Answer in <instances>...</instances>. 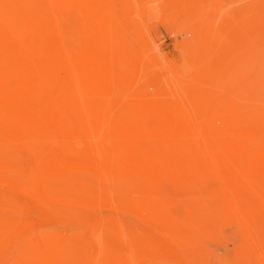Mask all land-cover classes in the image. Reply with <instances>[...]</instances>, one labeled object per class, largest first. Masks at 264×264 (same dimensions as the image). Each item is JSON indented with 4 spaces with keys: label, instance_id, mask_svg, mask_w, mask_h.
I'll return each mask as SVG.
<instances>
[{
    "label": "rangeland",
    "instance_id": "rangeland-1",
    "mask_svg": "<svg viewBox=\"0 0 264 264\" xmlns=\"http://www.w3.org/2000/svg\"><path fill=\"white\" fill-rule=\"evenodd\" d=\"M0 264H264V0H0Z\"/></svg>",
    "mask_w": 264,
    "mask_h": 264
},
{
    "label": "bare ground",
    "instance_id": "bare-ground-1",
    "mask_svg": "<svg viewBox=\"0 0 264 264\" xmlns=\"http://www.w3.org/2000/svg\"><path fill=\"white\" fill-rule=\"evenodd\" d=\"M12 42V41H11ZM59 43V42H58ZM57 44V43H56ZM55 44V45H56ZM62 45V44H61ZM17 46V45H16ZM16 46H13V47H15L16 48ZM9 47V46H8ZM12 46H11V48H13ZM52 47V46H51ZM10 48V47H9ZM17 49H18V47H17ZM52 50V49H51ZM19 51V50H18ZM15 52V51H14ZM56 52H57V50H56ZM64 53V52H63ZM15 54V53H14ZM20 56V55H19ZM65 57V56H64ZM57 61V60H56ZM70 61V60H69ZM72 62V61H71ZM65 64V63H64ZM69 65L71 66V64H70V62H69ZM69 65H67V67L69 66ZM54 67V66H53ZM66 69V68H65ZM65 71V70H64ZM60 72V71H59ZM31 104V103H30ZM35 116V115H34ZM156 116V115H155ZM38 118V117H37ZM163 120V119H162ZM40 121V120H39ZM164 123H165V121H164ZM168 123V122H167ZM166 125V124H165ZM171 125V124H170ZM177 125V124H176ZM166 126H168V125H166ZM165 126V127H166ZM172 126V125H171ZM180 126V125H179ZM163 127V126H162ZM167 128V127H166ZM169 128V127H168ZM170 129V128H169ZM176 129V128H175ZM171 130H172V128H171ZM169 131V130H168ZM243 222V221H242ZM248 222V221H247ZM244 224H245V222H244Z\"/></svg>",
    "mask_w": 264,
    "mask_h": 264
}]
</instances>
